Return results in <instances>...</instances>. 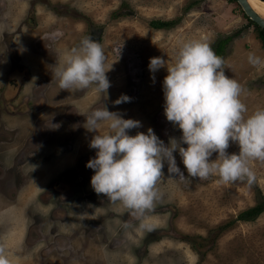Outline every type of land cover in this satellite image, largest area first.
Returning <instances> with one entry per match:
<instances>
[{
    "label": "rangeland",
    "instance_id": "rangeland-1",
    "mask_svg": "<svg viewBox=\"0 0 264 264\" xmlns=\"http://www.w3.org/2000/svg\"><path fill=\"white\" fill-rule=\"evenodd\" d=\"M153 21L174 24L156 30L149 25ZM237 30L227 45L223 71L241 86L240 99L251 115L264 109V63L254 65L249 56L264 61V46L236 2L0 0V247L10 264H264V212L254 220L237 218L264 200V162L249 163L255 176L251 184L247 179L221 184L216 176L188 177L174 153L185 178L169 174L165 163L157 184L159 199L141 218L147 227L140 231L135 230L140 220L94 192V171L86 167L96 154L89 143L97 133L86 130L84 117L104 106L141 123L130 136L151 128L165 145L170 138L179 139L181 131L164 115L167 70L151 73L150 58L172 60L188 41L206 43L214 51L221 37ZM90 34L111 67L107 93L83 89L68 97L70 92L64 90V96L54 90L50 95L43 83L41 90L15 102L25 116L10 117L12 109L1 93L4 78L19 67L15 62L33 55L32 63L50 81L61 53ZM121 95L130 102L115 105ZM107 131L102 122L98 132ZM226 151L238 154L239 146L230 142ZM49 165L56 170H46ZM50 173L57 175L37 199L43 204L40 210L31 200L35 191L29 184L35 179L38 187L45 184ZM15 194L27 211L25 222L11 225L2 215L17 202Z\"/></svg>",
    "mask_w": 264,
    "mask_h": 264
},
{
    "label": "clouds",
    "instance_id": "clouds-1",
    "mask_svg": "<svg viewBox=\"0 0 264 264\" xmlns=\"http://www.w3.org/2000/svg\"><path fill=\"white\" fill-rule=\"evenodd\" d=\"M249 61L254 65L264 63L252 55ZM53 68L52 79L61 90L92 89L107 93L111 87L106 75L111 67L107 68L104 50L90 37L61 53ZM161 68L167 70L162 84L164 115L181 131L179 139L170 138L165 145L151 128L146 134L137 132L130 136L128 132L141 127V123L124 119L105 106L84 117L86 130L97 133L89 143L96 150L95 157L86 164L94 171L91 187L96 194H102L111 204L140 220L137 231L147 227L141 218L153 210L159 199L157 184L163 177L165 163L169 174L185 178L174 153L178 152L188 177L216 176V182L221 184L245 179L251 184L255 176L249 163L264 162V109L247 115V106L240 99L241 86L225 75L222 58L208 44L188 41L179 47L172 60L150 58L151 73ZM130 99L121 95L114 104ZM102 122L108 129L104 134L98 132ZM230 142L239 146L238 154L226 151ZM213 153L217 154L216 159L210 161ZM37 190L44 191L39 187ZM124 227L130 225L125 223ZM0 264H10L3 247Z\"/></svg>",
    "mask_w": 264,
    "mask_h": 264
},
{
    "label": "flooded vegetation",
    "instance_id": "flooded-vegetation-1",
    "mask_svg": "<svg viewBox=\"0 0 264 264\" xmlns=\"http://www.w3.org/2000/svg\"><path fill=\"white\" fill-rule=\"evenodd\" d=\"M91 37L92 36L90 34V38ZM3 64H5V63H3ZM15 64H17L19 67H15L14 69H11V71L9 72V76L4 78V85H3L4 90H2L1 95L3 96L2 99L8 100V103H7L8 105L6 104L7 108L12 109V112H11V110L9 112L11 114L10 117L21 118V117H24L25 114L20 112L19 110H16V108L20 107V105H19L20 103L16 104L15 103L16 101L22 100V97L25 98V95L28 92H30V94H31L36 89H40L41 90V87H42L43 83L46 84V92H47V94H50L52 90H54L55 88L58 87V82L55 79H52V74H49L48 78H50V81H47V80H45V78H42V77L37 78L36 85L35 86H31L29 89H27V83H30L33 77L30 75V73L27 71V69L25 70L23 68L22 59L18 60V63L15 62ZM49 70H51V69H49ZM16 74H18V75H16ZM6 93H8V94H6ZM61 93L64 96H66V94H67V92H65V91H61ZM23 94H25V95H23ZM57 95H59V94H57ZM73 95L74 94H72V91H71L70 95L68 97H71ZM60 96H61V94H60ZM15 124H17V123H15ZM18 124H19V122H18ZM19 126H21V125H18V127ZM18 130H20V128H18ZM55 166L49 165L48 169L46 168V170H49V172H51L53 170V172H54V170H56ZM1 169H2V165H0V172H1ZM56 175L57 174L50 173L49 175L45 176L44 178H46V180H48V181L45 182V184L39 185V188L45 190V187H48V185L52 183V181H53V179L55 178ZM40 179H43V177H40ZM39 183H40V181L35 179L33 183L29 184V186H30V189H31V187H33V191H35L34 192L35 193L34 199L36 201L33 198L31 200H33L36 203L35 207L41 210V205L43 206V204L42 203H38L37 199L39 198L41 192H43V191H37V187H38ZM27 191L29 193L28 189H27ZM23 194L24 193H21L20 197ZM14 199H15V201L16 200L17 201L21 200V199L19 200V196L17 194H15ZM24 203H25V201H24ZM25 207L27 209V206H25Z\"/></svg>",
    "mask_w": 264,
    "mask_h": 264
},
{
    "label": "trees",
    "instance_id": "trees-1",
    "mask_svg": "<svg viewBox=\"0 0 264 264\" xmlns=\"http://www.w3.org/2000/svg\"><path fill=\"white\" fill-rule=\"evenodd\" d=\"M230 1L236 2V0H230ZM262 1H264V0H262ZM173 24H174L173 22H166V21H153V22L149 23V25L153 29H156V30L169 28ZM248 24L253 25L254 31L256 32V36L262 41V45L264 46V29L259 27L255 22H253L249 18H248ZM238 31L239 30H237L236 32H233L232 34L221 37L216 42V44H214V46H213L214 53L217 56H219L220 58H222V60H223L224 56L226 55L227 45L229 44V42L232 39H234L236 36H238V34H239ZM263 212H264V200L255 206H252L248 209L241 211L240 214H238L237 218L239 220H244V221L254 220Z\"/></svg>",
    "mask_w": 264,
    "mask_h": 264
},
{
    "label": "crops",
    "instance_id": "crops-1",
    "mask_svg": "<svg viewBox=\"0 0 264 264\" xmlns=\"http://www.w3.org/2000/svg\"><path fill=\"white\" fill-rule=\"evenodd\" d=\"M33 45H30V48L28 49V53L33 50ZM31 49V50H30ZM29 60H28V58ZM32 58L33 55H31L29 57V55L24 56V59H22V62L24 65H27L28 67H30V69H32V72H30V75L33 77L30 83H27V89H29L31 86H35L37 83V78H40L43 76L44 71L43 70H39L36 65H34V62L32 63ZM43 71V72H41ZM55 91H64L61 90L59 87L54 89ZM54 90H52L51 92H54ZM27 92V91H26ZM50 95H53V93ZM57 96V94L55 95ZM20 125V124H18ZM21 201V202H20ZM17 202H14V204L8 206L9 209L5 208L7 213L6 215H2L3 217V222H8L11 225L15 224V223H21V222H25V213L27 211L26 207L24 206V201L20 200Z\"/></svg>",
    "mask_w": 264,
    "mask_h": 264
},
{
    "label": "water",
    "instance_id": "water-1",
    "mask_svg": "<svg viewBox=\"0 0 264 264\" xmlns=\"http://www.w3.org/2000/svg\"><path fill=\"white\" fill-rule=\"evenodd\" d=\"M236 2L240 5L244 14L253 22H255L259 27L264 29V19L255 12L247 0H236Z\"/></svg>",
    "mask_w": 264,
    "mask_h": 264
},
{
    "label": "bare ground",
    "instance_id": "bare-ground-1",
    "mask_svg": "<svg viewBox=\"0 0 264 264\" xmlns=\"http://www.w3.org/2000/svg\"><path fill=\"white\" fill-rule=\"evenodd\" d=\"M247 1L252 7V9L264 19V1L262 0H247Z\"/></svg>",
    "mask_w": 264,
    "mask_h": 264
}]
</instances>
